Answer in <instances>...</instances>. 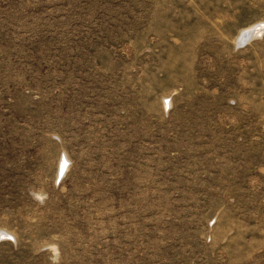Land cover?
I'll use <instances>...</instances> for the list:
<instances>
[{"label":"rangeland","instance_id":"1","mask_svg":"<svg viewBox=\"0 0 264 264\" xmlns=\"http://www.w3.org/2000/svg\"><path fill=\"white\" fill-rule=\"evenodd\" d=\"M259 23L264 0H0V264H264Z\"/></svg>","mask_w":264,"mask_h":264},{"label":"bare ground","instance_id":"2","mask_svg":"<svg viewBox=\"0 0 264 264\" xmlns=\"http://www.w3.org/2000/svg\"><path fill=\"white\" fill-rule=\"evenodd\" d=\"M264 31V23H259L256 25H253L251 27H248L244 30H242L240 32V34L238 35V43L240 45H245L246 43H248L251 39H253L256 36L261 35V33ZM62 164H65V160H63ZM62 165L61 171H60V175H62L63 173V168L64 166ZM0 235H4V236H8V234H6L5 232H0Z\"/></svg>","mask_w":264,"mask_h":264},{"label":"water","instance_id":"3","mask_svg":"<svg viewBox=\"0 0 264 264\" xmlns=\"http://www.w3.org/2000/svg\"><path fill=\"white\" fill-rule=\"evenodd\" d=\"M7 236H4V235H0V240L3 239V238H6Z\"/></svg>","mask_w":264,"mask_h":264}]
</instances>
